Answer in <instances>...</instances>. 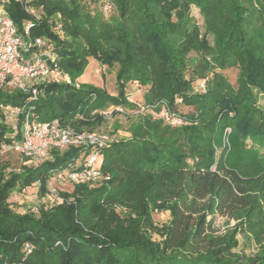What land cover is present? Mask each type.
I'll return each mask as SVG.
<instances>
[{"label":"trees","instance_id":"16d2710c","mask_svg":"<svg viewBox=\"0 0 264 264\" xmlns=\"http://www.w3.org/2000/svg\"><path fill=\"white\" fill-rule=\"evenodd\" d=\"M110 2L115 24L96 19L85 0L30 1L39 13L31 35L52 44L71 84L39 83L35 97L1 89L0 105L21 110L15 139L27 112L93 132L104 118L93 110L137 108L130 82L144 89L150 112L181 124L142 114L128 138L100 150L108 180L74 184L59 191L62 204L41 202L37 213L16 212L12 193L38 184L44 197L54 172L81 168L82 149H51L50 158L19 170L0 157V264H264V0ZM5 9L18 28L29 18L15 1ZM55 15L61 35L52 30ZM90 58L116 68V96L77 86ZM229 68L234 83L223 73ZM6 119L0 112V150L12 143ZM154 212H168L169 222L157 226ZM217 215L235 225L219 232ZM239 233L256 245L252 255L235 251Z\"/></svg>","mask_w":264,"mask_h":264},{"label":"built area","instance_id":"2783aa9c","mask_svg":"<svg viewBox=\"0 0 264 264\" xmlns=\"http://www.w3.org/2000/svg\"><path fill=\"white\" fill-rule=\"evenodd\" d=\"M10 1L0 0V90L18 89L24 92L31 90L35 97L36 85L39 83L71 84L69 76L63 74L59 68L52 44L41 36L31 35V29L39 19L38 10L30 5L31 0H12L17 2L29 16L22 22L20 28L10 19L5 9ZM52 30L61 35V24L58 19L53 21ZM200 86L204 87L203 82ZM0 112L6 118L9 116L15 121L10 134L12 143L10 145L3 144L1 150L5 146H9L20 156L27 158L28 162L37 165L48 158L51 149L80 148L83 159L77 165H80L81 168L54 172L50 179L55 176L58 179L63 175L73 185L99 184L101 181L109 179L99 170V167H95V164L100 156V150L116 138L104 133L77 131L68 125L61 124L57 119L41 122L27 112L22 122L21 137L16 140V121L21 110L0 105ZM172 117L174 116L170 115L169 117L167 112L163 113V119L169 121L168 123L171 125L181 123L180 119ZM226 131L228 132V129ZM50 179L47 182L49 200L51 203L62 204L64 200L57 189L52 186ZM29 211L37 213L38 207L34 206ZM31 249L30 244L24 245L23 250L26 255L30 253ZM12 264H24V258L20 262Z\"/></svg>","mask_w":264,"mask_h":264},{"label":"rangeland","instance_id":"374dc122","mask_svg":"<svg viewBox=\"0 0 264 264\" xmlns=\"http://www.w3.org/2000/svg\"><path fill=\"white\" fill-rule=\"evenodd\" d=\"M85 2L89 6L91 14L96 19L105 20L111 24H115L117 22L118 15L115 10H113V8H110V0H85ZM191 14L194 17L196 23L202 28L203 21L198 12V9L195 7H191ZM58 17V15L51 17L50 22L52 23L53 21L57 20ZM191 56L194 57L195 54L192 53ZM223 73L232 83H234L237 75V70L235 68L226 69L223 71ZM76 83L78 85H85L97 89H103L112 96L117 95L116 68L101 65L99 62L92 58L89 59V63L85 67L83 73L79 76L78 79H76ZM126 93L128 95L129 101L137 104V108L128 109L123 107L109 106L105 109L93 110L92 115L97 114L104 117L102 123L92 129L93 132L104 133L116 138L117 140L128 138L130 136L129 127L135 122L140 121L142 114L150 111L149 108H146L144 106V89L140 88L137 83H128L126 85ZM179 110L182 113L189 112V108H185L183 106H180ZM150 113L154 114L153 116L155 117L163 118L164 111L162 110L158 114L152 112ZM164 121L166 123L169 122L166 120ZM6 122L10 126L14 125L15 123V121L9 116L6 119ZM180 124L181 123L178 122L176 124H173V126H179ZM220 151L221 150L219 149L218 152L220 153ZM219 153H217V155H219ZM0 157L1 161L8 165V170H19L20 166L23 164L28 166H31L32 164L30 162L24 161L22 156L16 153L9 146H5L1 150ZM48 158H50V155L48 156ZM100 163L101 157L98 158L95 167H99ZM50 181L52 186L55 187L58 192H70L73 189V184L63 175L58 179L55 176V178L53 177L52 179H50ZM37 190L38 184H33L31 187L26 188L22 193H12L9 198L11 207L16 212L24 213L34 206L38 207V204H40L41 202H47L48 204H51L48 194H46L42 198H38ZM152 218L153 222L157 226L166 225L170 219L168 212H154ZM234 225L235 221L232 219L227 220L225 217L219 215L214 217L213 227L216 228L219 232H223L227 228H232ZM237 238L239 241V246L235 250L236 252L245 255H252L256 251V245L252 241H249L247 238H245L242 233H239L237 235ZM154 239L160 241V238L158 236H154Z\"/></svg>","mask_w":264,"mask_h":264}]
</instances>
